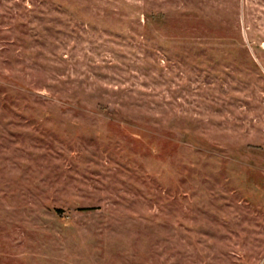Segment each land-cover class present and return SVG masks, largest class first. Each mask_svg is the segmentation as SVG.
Instances as JSON below:
<instances>
[{
    "label": "rangeland",
    "instance_id": "rangeland-1",
    "mask_svg": "<svg viewBox=\"0 0 264 264\" xmlns=\"http://www.w3.org/2000/svg\"><path fill=\"white\" fill-rule=\"evenodd\" d=\"M0 264H264V0H0Z\"/></svg>",
    "mask_w": 264,
    "mask_h": 264
}]
</instances>
